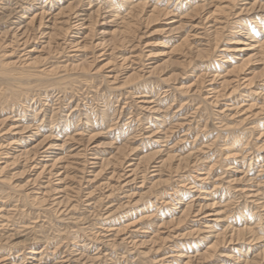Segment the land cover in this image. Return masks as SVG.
<instances>
[{"label": "rangeland", "instance_id": "1", "mask_svg": "<svg viewBox=\"0 0 264 264\" xmlns=\"http://www.w3.org/2000/svg\"><path fill=\"white\" fill-rule=\"evenodd\" d=\"M0 264H264V0H0Z\"/></svg>", "mask_w": 264, "mask_h": 264}, {"label": "bare ground", "instance_id": "2", "mask_svg": "<svg viewBox=\"0 0 264 264\" xmlns=\"http://www.w3.org/2000/svg\"><path fill=\"white\" fill-rule=\"evenodd\" d=\"M247 49H249V48H247Z\"/></svg>", "mask_w": 264, "mask_h": 264}]
</instances>
